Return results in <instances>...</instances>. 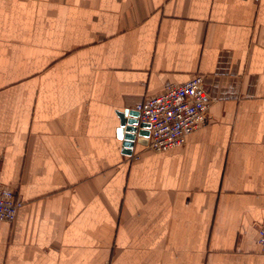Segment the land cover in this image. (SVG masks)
<instances>
[{"label": "crops", "instance_id": "obj_1", "mask_svg": "<svg viewBox=\"0 0 264 264\" xmlns=\"http://www.w3.org/2000/svg\"><path fill=\"white\" fill-rule=\"evenodd\" d=\"M195 75L207 124L125 154ZM0 184V264H264V0H0Z\"/></svg>", "mask_w": 264, "mask_h": 264}, {"label": "built area", "instance_id": "obj_2", "mask_svg": "<svg viewBox=\"0 0 264 264\" xmlns=\"http://www.w3.org/2000/svg\"><path fill=\"white\" fill-rule=\"evenodd\" d=\"M209 105L210 96L200 75L179 85H167L135 108L138 121L149 126L146 147L163 152L184 145L189 134L207 124ZM21 206L15 192L0 184V221L12 223ZM257 242L264 256V224L257 228Z\"/></svg>", "mask_w": 264, "mask_h": 264}, {"label": "water", "instance_id": "obj_3", "mask_svg": "<svg viewBox=\"0 0 264 264\" xmlns=\"http://www.w3.org/2000/svg\"><path fill=\"white\" fill-rule=\"evenodd\" d=\"M118 135L122 139L123 145L126 147L123 152L131 154V148L135 143L146 144L148 136V124L138 121V113L136 110H129L125 113H119Z\"/></svg>", "mask_w": 264, "mask_h": 264}]
</instances>
